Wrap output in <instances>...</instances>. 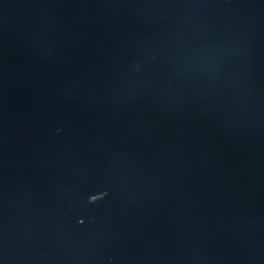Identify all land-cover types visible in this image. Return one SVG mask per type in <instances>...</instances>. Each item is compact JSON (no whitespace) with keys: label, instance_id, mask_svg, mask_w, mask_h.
Returning <instances> with one entry per match:
<instances>
[{"label":"water","instance_id":"obj_1","mask_svg":"<svg viewBox=\"0 0 264 264\" xmlns=\"http://www.w3.org/2000/svg\"><path fill=\"white\" fill-rule=\"evenodd\" d=\"M0 264H264V0H0Z\"/></svg>","mask_w":264,"mask_h":264}]
</instances>
